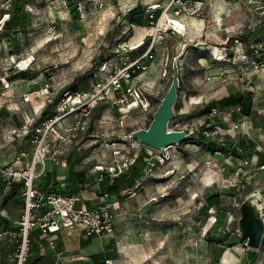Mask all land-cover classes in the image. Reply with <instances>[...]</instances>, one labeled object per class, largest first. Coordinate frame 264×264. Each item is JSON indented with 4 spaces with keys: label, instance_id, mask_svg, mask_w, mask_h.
I'll use <instances>...</instances> for the list:
<instances>
[{
    "label": "rangeland",
    "instance_id": "rangeland-1",
    "mask_svg": "<svg viewBox=\"0 0 264 264\" xmlns=\"http://www.w3.org/2000/svg\"><path fill=\"white\" fill-rule=\"evenodd\" d=\"M141 1L0 0V75H13L14 62L31 59L28 68L34 77H14L12 92L21 94L49 83V95L56 99L49 109L55 113L67 94L91 88L95 77L102 75L103 63L120 61L124 52L138 49L131 46L149 32L143 36L147 28L141 31L131 24L125 12ZM225 2L222 16L215 11L214 17L208 4L202 6L200 31L165 34L152 66L141 76L148 84L147 111L133 107L122 113L101 101L88 111L86 129L70 131L74 135L69 141L55 144L61 154L68 153L63 161L70 168L101 164L104 171L111 170L113 147H126L129 141L122 139L148 125L170 84L173 58L185 47L178 59V112L168 126L189 127L194 133L168 149L170 160L151 158V172L143 164L136 185L123 188L125 181L115 178L111 187L117 193L112 207L115 232L110 239L114 247L106 252L112 264H264V235L255 250L236 231L241 200L264 190V60L249 56L251 49H264V0ZM241 33L246 40L232 39L225 45L226 36ZM158 62L156 73L153 66ZM231 93H241V103L220 106L219 100ZM210 102L220 111L213 117L203 109ZM41 103L26 105L24 115L14 119L0 118L12 126L22 124L30 116L27 108L32 104L39 108ZM213 121L222 123L220 135L213 134L214 126L209 128ZM73 126L72 115H67L57 129L63 133ZM210 131L220 143L211 150L205 145ZM243 140L247 143L241 147ZM143 152L147 160L161 154L147 145ZM107 177L102 180L110 187L115 179ZM212 195L213 203L205 209Z\"/></svg>",
    "mask_w": 264,
    "mask_h": 264
},
{
    "label": "built area",
    "instance_id": "built-area-1",
    "mask_svg": "<svg viewBox=\"0 0 264 264\" xmlns=\"http://www.w3.org/2000/svg\"><path fill=\"white\" fill-rule=\"evenodd\" d=\"M191 1L194 2L191 3ZM233 1L237 3L242 0H227V2ZM203 4L202 0H164L162 3L157 1L145 6L144 12L148 14L149 19H152V14L156 9L160 8L161 13L155 22L149 20L151 26L149 33L142 38L141 42H138V46L133 48H139L145 43L146 47L143 52L132 56L126 51L121 55L120 61H112L109 64L108 62L103 63L99 68L102 75L95 77L91 88L67 94L62 105H58L59 107L56 108L55 114L46 118V120L35 123V119L41 117L42 109L54 99L49 95V88L51 87L49 83H45L44 86L39 88H31L18 95L22 103L30 104L34 101L42 103L39 108L32 104L31 111L36 116L30 115L21 126H12L7 120H1L0 131H2L4 139L12 141L16 136H29L31 134V141L34 146L29 157L25 150H19L15 153L11 163L0 162V181L4 183L3 192L9 191L12 183L18 181L21 183V196L23 198L22 213L18 220L17 232L14 233L10 230L0 232L1 236L13 234L18 236L15 250L8 254V259L13 264H30L28 261L31 249L30 234L34 229H39L51 246H54V244L50 235L61 230L77 227H81L89 236L113 235L115 229L113 226V200H103L90 208L77 207L75 205L76 195L70 193L68 189L57 191L49 187L43 189L35 185V178L39 175L38 167H40V172H43L47 166V158L52 162L59 163L58 156L61 152L55 147V144L69 141V138L74 135V133L69 134L70 131L86 129L88 111L95 108L99 102L106 101L110 107H115L116 110L122 113L128 112L133 107H139L143 112L147 111L150 108V98L146 94L148 84L141 80V76L152 64L155 58L154 55L158 51L165 34L168 32L172 34L181 32L174 26V20L178 18H171L169 14H173V16L182 14L199 16ZM100 5H102L101 2ZM130 8L128 7V9ZM162 18L167 21L163 27L159 25ZM31 61L28 58L14 62L13 72L28 69ZM163 64L166 65V61ZM165 73L166 68L163 66L161 76L164 77ZM8 75L9 73L0 75V97L6 98V105L15 100L14 94L7 93L12 83V80H7ZM4 105V103H1L0 108H3ZM5 108L9 110L8 106H5ZM17 110V107L13 108V111ZM219 113L217 107H211L209 116L213 117ZM67 115H72L74 126L67 128L68 131L62 133L57 129V125ZM237 126L238 124L234 125V127ZM184 127L180 126L177 129ZM219 129H221L220 125H214L213 134L220 135L221 131ZM169 130L173 129L169 127ZM211 132L206 134V137L210 140L215 137L211 135ZM122 140L124 142L128 140L129 145H126V147L125 145L124 147L119 145L113 147L111 151L113 164L110 166L111 170H108V173L112 176L125 171L129 165L135 162V158L145 148L130 133ZM176 147L177 145L165 146L158 151L161 153L160 155L155 153L153 157H149L146 161V172H151L154 166L151 158H155L154 161L159 159L170 160L168 149ZM15 162L17 164L14 165ZM95 168L99 171L98 179H103L101 172L105 169L101 164H97ZM98 264H112V261L109 258H104L103 262Z\"/></svg>",
    "mask_w": 264,
    "mask_h": 264
},
{
    "label": "crops",
    "instance_id": "crops-1",
    "mask_svg": "<svg viewBox=\"0 0 264 264\" xmlns=\"http://www.w3.org/2000/svg\"><path fill=\"white\" fill-rule=\"evenodd\" d=\"M157 1L161 3L164 2V0H142L141 2L145 7L149 4L156 3ZM202 1L204 2V6H207V4L210 6L209 9L211 10V13L213 12V16L216 13L215 11L219 12L218 14L220 16L225 13V0ZM193 2L194 1H191V3ZM169 17L178 18V20L184 24V33L187 35L201 30L200 25L203 22L202 16H187L184 14L173 16V14H169ZM146 24V26L138 27L142 29L141 31L147 28V31L143 36H145L151 29L150 23L147 22ZM137 33L139 35L141 32L138 31ZM159 63L160 62L153 66L156 73L160 65ZM151 73L154 74L155 72L153 71ZM12 85L13 83H11L7 93L14 94L15 100L6 105V98L0 97V104H5L3 108H0V116L6 117L10 115L14 119L19 114H23L26 105L29 104H25L20 101V98H18L19 94H16V91L12 92ZM5 106H8L9 110H6ZM16 107L18 110L13 111V108ZM29 108H27V111L30 115H32L33 113L31 108ZM1 120L2 119L0 118V130L2 126ZM22 124L16 126H21ZM214 139L218 141L219 137H215ZM14 140L19 142V149L14 146ZM14 140L7 141L3 138L2 131H0L1 163H11L15 153L19 150H25L28 153V157L30 156L34 147L31 141V134L29 137L21 135L16 136ZM66 155H68L66 152L62 154L60 153L58 156V159H60V161H58L59 163L52 162L49 158H47V166L45 170L40 172V167H38L39 175L35 178V185L40 188H53L57 191L70 189L72 194L76 195L77 200L75 201V205L77 207L84 206L90 208L106 199L114 201L117 193H115V191L111 192L108 190V183H106V179L108 178L107 176H110L108 172H104V177L106 179L102 180L98 179L99 171L95 168H78V165L70 168V165H66V162L63 161V158ZM163 162H165V160H163ZM13 164L15 165L17 163L15 162ZM99 180H102V182ZM20 184L21 183L18 181L13 182L10 190L4 193V183L0 181V232L3 230H10L14 233L17 232V224L22 213L21 209L23 202V198L21 196V186H19ZM112 236H89L81 227H77L75 229L61 230L50 235L54 244V246H51V244H48V240L42 236L40 230L34 229L30 234L31 249L28 261L30 264H98L103 262L104 258H109L107 257L106 252L113 249L112 246L114 242L110 240ZM17 238L18 236H16V234L7 236L0 235V264H13V262L9 261L8 254L15 250L17 246Z\"/></svg>",
    "mask_w": 264,
    "mask_h": 264
},
{
    "label": "water",
    "instance_id": "water-1",
    "mask_svg": "<svg viewBox=\"0 0 264 264\" xmlns=\"http://www.w3.org/2000/svg\"><path fill=\"white\" fill-rule=\"evenodd\" d=\"M184 49L185 47L173 58L170 84L154 109L150 122L145 127L130 131V135L139 143L158 151L165 146L178 145L194 133V130L189 127L169 130L168 126L177 115L174 106L177 102V89L181 80L178 59ZM238 206L237 234L245 241V245L258 250L262 245L264 235V190H254L248 193Z\"/></svg>",
    "mask_w": 264,
    "mask_h": 264
},
{
    "label": "trees",
    "instance_id": "trees-1",
    "mask_svg": "<svg viewBox=\"0 0 264 264\" xmlns=\"http://www.w3.org/2000/svg\"><path fill=\"white\" fill-rule=\"evenodd\" d=\"M17 8L19 9V7H17ZM18 9H15L16 12L18 11ZM125 13H126V16L129 17L131 24L134 23L137 26H141L142 23H144V22L147 23V22H149V20H152L153 22H155L161 12H160V8L156 9L154 11V13L152 14V19H149L148 14L146 12H144V6L141 3V4H136L135 6L131 7L128 10H126ZM4 25H5V22L3 23V26ZM232 39L237 40V41L241 40L243 42L244 40H246V34H244V33L242 34L241 33L240 35L226 36L225 45L227 44V42H231ZM145 47H146V45L144 43L137 50L131 51L130 54L132 56H136V55L142 53L143 50L145 49ZM249 56L254 58V60H256V61L263 62V60H264V49H258V48L256 50L251 49L250 52H249ZM12 74L13 75H8L7 76V78L9 80L14 79V77H19L21 79L28 78V76H30L29 78H33L34 77V75H32V72H31L30 68H28L26 70L16 71V72H14ZM180 89H181V80H180V85H179V88L177 89V92ZM241 101H242L241 93H231L229 95H226V97H223L222 99H220L218 104L220 106H223V107L235 106V105H239L241 103ZM55 103H56V99H53L52 102L47 103L46 106L41 111V117H39L38 119H35V123H39V122H41L43 120H46V118H49L52 115H54L55 114V113H53L54 110H52V108L51 109H49V108H50L51 105H54ZM177 106H178V102H176V104L174 106V109L177 110ZM211 107H217V103L210 102L209 104H207L203 108L204 112H210ZM214 125H221L222 126V123L221 122L220 123H216L215 121H213V123H210V127L209 128L213 127ZM223 126L226 127V125H223ZM29 136H27V137H29ZM207 139H209V138H205V140H206L205 141V145L210 150L215 148V147H217V145L220 144V143L218 144L217 143L218 141L215 140V139H211V140H207ZM245 142L247 143V141L243 140V142L241 143V147H242L243 143H245ZM236 150L237 149H235L234 152ZM146 161H147V159H145V154H144V152L142 150L138 154V156L135 158V162L132 163L131 165H129V167L125 171L121 172L118 175H113L114 179L117 178L118 180L122 179L123 181H125V183H123V185L125 184V187L123 186V188H126V187L130 188V187L136 185V182L138 181V179L142 177L141 175L143 174V170H144V165L143 164H145V166H146ZM104 172L105 171H102L101 173L104 175ZM117 179H115L114 182H111L112 186L108 187V190L113 191V190H111V187L112 188L114 187V185L116 184V180ZM113 183H114V185H113ZM19 186H21V184ZM43 189H46V188H43ZM51 189H53V188H51ZM68 190H69L70 193H72V191H70V189H68ZM212 203H213V195L207 198V202L204 204L203 207H205V209H208L209 208L208 206L212 205ZM213 239L220 240L219 238L217 239V237H213Z\"/></svg>",
    "mask_w": 264,
    "mask_h": 264
},
{
    "label": "bare ground",
    "instance_id": "bare-ground-1",
    "mask_svg": "<svg viewBox=\"0 0 264 264\" xmlns=\"http://www.w3.org/2000/svg\"><path fill=\"white\" fill-rule=\"evenodd\" d=\"M167 22V21H166ZM165 24V20L162 18L160 21H159V25L161 26V27H163V25ZM174 26L176 27V28H178L179 29V31H183L184 32V24L183 23H181V21H179L178 19H175L174 20ZM136 46H138V43L137 44H134L133 46H132V48H134V47H136Z\"/></svg>",
    "mask_w": 264,
    "mask_h": 264
}]
</instances>
